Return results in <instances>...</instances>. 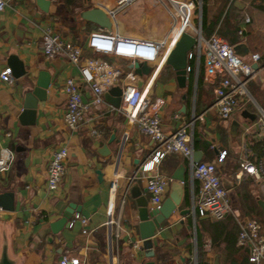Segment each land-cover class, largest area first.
Masks as SVG:
<instances>
[{
	"label": "crops",
	"instance_id": "0c3cea01",
	"mask_svg": "<svg viewBox=\"0 0 264 264\" xmlns=\"http://www.w3.org/2000/svg\"><path fill=\"white\" fill-rule=\"evenodd\" d=\"M7 1L0 11V73L10 68L11 55L21 61L26 73L16 78L11 71L10 83L0 78V152L10 149L14 153L10 169L0 172V193H13L14 205L13 211L0 208V264H60L63 257L69 260L68 264H73L71 260L76 258L79 264H141L144 249L139 238L135 199L146 196L150 205L145 187L150 173L141 171V166L155 143L129 126L126 118L105 99L101 105H90L83 123L75 129L69 128L63 119L64 81L68 77L79 81L83 102L91 101V91L81 83L77 67L66 57L47 59L41 48L47 28L75 43V31H85L87 37L95 28L81 19V11L99 6L108 12L114 7V0H56L50 2L47 11L35 0ZM173 1L182 11L188 2L194 4L191 24L195 18V27H200L205 37L216 30L226 41L235 43L234 46L240 43L246 46L244 59L257 52L264 61V0H206L203 28L201 0ZM194 12L197 17H193ZM181 23L178 19L176 26ZM185 31L192 35L191 29ZM77 44L84 47L85 56H92L85 41ZM124 61L128 67V61L119 62ZM147 65L149 73L133 81L139 87H147L151 98L161 100L162 128L172 132L193 121L188 132L193 152L201 153L199 160L212 161L219 151H226L224 161L217 165V173L233 209V213L219 220L207 215L194 216L191 195L197 192L198 182L191 177V166L181 154L166 155L158 165L160 173L171 179L163 201L169 196L175 178L181 179L183 191L180 204L155 229L153 237L158 242L152 247L155 263L185 264L195 259L197 264L200 259L202 264H253L248 261L249 247L236 244L235 215L262 219L264 234V186L252 174L242 172L237 176V173L243 161H264V126H255L258 112L255 108L264 106V69L248 84L249 101L253 104L247 103L229 120H221L213 105L212 86L204 78L202 60L198 68L193 60L183 87L178 85L170 65L165 62L159 67L153 63ZM40 72L49 75L47 98L38 101L35 122L23 124L19 116L25 92L34 85ZM246 112L255 114V119L250 120ZM234 121L238 125L232 132ZM92 128L100 134L92 135ZM61 146L68 148L66 173L59 186L50 190L47 165ZM194 158L197 159L195 154ZM97 171L101 172L100 177ZM127 187L133 197L126 194ZM70 203L75 205V210L68 226L54 231V224ZM109 205H113L118 220V237L114 235L116 226L106 223ZM75 213L88 219L85 227L73 218ZM84 228L86 233L82 232Z\"/></svg>",
	"mask_w": 264,
	"mask_h": 264
},
{
	"label": "built area",
	"instance_id": "2783aa9c",
	"mask_svg": "<svg viewBox=\"0 0 264 264\" xmlns=\"http://www.w3.org/2000/svg\"><path fill=\"white\" fill-rule=\"evenodd\" d=\"M54 2L56 0H49ZM134 0H114V7L108 11L112 20L111 29L97 28L90 31L85 39V47L92 56L83 54L84 47L64 36L53 33L47 28L43 32L41 48L47 59L56 56H64L77 67L81 83L91 91L90 102H83L81 84L79 81L68 77L62 86L66 96V105L63 119L66 125L75 129L86 120L90 105L104 103V93L113 87L122 90L119 111L127 120L129 126L137 132L149 137L154 143V148L147 160L142 164L141 171L150 173L146 176V191L149 193L150 206L159 208L171 179L160 173L158 165L168 154L177 153L185 157L191 166V177L198 182L196 193L191 195V211L193 215H207L211 219L219 220L233 213L231 201L221 177L217 173V165L225 159L226 151L218 152L212 161H202L194 158L192 137L188 132L193 121L185 122L172 132H166L161 125L160 105L161 100L153 99L147 94L146 89L139 87L133 79L142 77L133 68L123 70L120 60H126L129 64L134 62L153 63L156 66L164 64L171 44L175 40L176 22L178 17L173 16V25L161 38H147L123 34L119 30L117 15ZM181 18L182 29L191 26L195 43L187 52V61L196 60V68L200 60L203 61L205 81L212 86L214 94V106L221 120H229L232 114L241 106L249 102V82L254 79L259 70L264 69V61L257 52L250 54L248 59L238 56L228 41L222 38L215 30L208 37L201 33L200 27L192 26L191 14L194 4H185L186 11H182L171 0ZM8 4L7 0H0V11ZM98 55V56H96ZM258 68L254 69L253 65ZM157 67V68H158ZM194 67V68H195ZM191 66L187 63L186 71ZM0 78L6 82H12L11 69H3ZM112 108V109H113ZM264 125V106H258L255 126ZM92 135H99L95 128L91 129ZM68 148L61 146L56 149L47 165V186L55 190L62 182L66 173V161ZM14 160V153L10 149L0 152V172L10 169ZM246 172L261 179L264 186V161L256 163L243 161L237 176ZM115 182L112 183L113 189ZM74 219L80 221L83 227L88 219L75 213ZM238 225L237 245L249 247V261L254 264H264V234L261 232L259 222L252 217L235 215ZM109 226L115 225V237H118V220L114 217V207L109 205L107 222ZM83 233L87 230L84 228ZM137 246V243H132ZM69 260L63 257L60 264H68ZM73 264H79V260L72 259ZM185 264H196L195 259Z\"/></svg>",
	"mask_w": 264,
	"mask_h": 264
},
{
	"label": "water",
	"instance_id": "95a60500",
	"mask_svg": "<svg viewBox=\"0 0 264 264\" xmlns=\"http://www.w3.org/2000/svg\"><path fill=\"white\" fill-rule=\"evenodd\" d=\"M36 4L44 11L48 10L50 5L49 0H35ZM81 19L96 24L100 28L111 29L112 20L108 12L99 7L93 6L87 8L80 13ZM195 43V38L193 35L184 31L183 29L178 32L175 37L174 42L169 48L165 64L170 65L175 73L176 80L180 87L185 86L186 82V66H187V52L190 51ZM234 52L244 59L243 52H247L248 49L242 43L237 44L233 47ZM8 64L11 68L12 74L17 78L26 73L23 64L17 59L16 56L11 55L8 58ZM129 68H133L134 71L138 74H148L150 71L149 66L143 62H134L133 64L128 65ZM254 69L258 68L257 64L253 65ZM49 75L46 72H40L37 76V79L33 86H30L25 92L24 104L22 112L19 116L20 122L23 124H33L35 122V112L38 101H44L47 98V89L49 86ZM104 99L110 105L115 108H118L121 103L122 90L120 87L116 86L104 93ZM246 116L250 120L255 119V114L246 112ZM238 123L234 121L231 125L232 132L235 131ZM113 139V135L110 137V141ZM106 149V146L103 147V151ZM195 157L199 160L201 158V153L198 151L194 152ZM98 177H100L101 172L97 171ZM139 176V174H138ZM178 180V181H177ZM181 179L175 178L171 183V191L169 196L162 202L159 208H153L148 204V199L146 196L139 195L136 197L135 202L137 206V219H138V230L139 238L142 240V248L144 249V261L141 264H156L154 261V251L152 250L153 246L158 245L157 239L154 238L155 229L160 227L161 222L165 219H168L176 207L180 204L183 186L180 183ZM126 194L129 193L131 197L132 193L127 187ZM264 207V202L262 203ZM0 208L5 211H13V193L2 192L0 193ZM75 210V205L70 203L65 209L63 216L54 224V231H57V228L65 225L68 226V219L73 214ZM5 264V263H4Z\"/></svg>",
	"mask_w": 264,
	"mask_h": 264
},
{
	"label": "rangeland",
	"instance_id": "374dc122",
	"mask_svg": "<svg viewBox=\"0 0 264 264\" xmlns=\"http://www.w3.org/2000/svg\"><path fill=\"white\" fill-rule=\"evenodd\" d=\"M183 9L186 11V8ZM173 16L178 17L177 19L179 21L181 20L171 0H134L118 13L117 22L119 30L123 34L147 38H161L173 25ZM193 17H197L196 12H194ZM192 22V26H195L196 19L193 18ZM90 27H94L95 29L99 28L93 23L92 25L90 23ZM91 28H88V30ZM191 28V26H188V29ZM74 37L77 43H83L86 38V33L85 31L74 32ZM94 56L92 55V57ZM123 63L125 61L119 63L121 68L127 70L126 65ZM262 102L264 103V99ZM247 103L249 105L253 104L250 101ZM255 110L258 111V108L256 107ZM262 126L264 125H260L259 127Z\"/></svg>",
	"mask_w": 264,
	"mask_h": 264
},
{
	"label": "trees",
	"instance_id": "16d2710c",
	"mask_svg": "<svg viewBox=\"0 0 264 264\" xmlns=\"http://www.w3.org/2000/svg\"><path fill=\"white\" fill-rule=\"evenodd\" d=\"M201 2H202V28L205 26V23H206V0H201ZM89 25H90V22H87ZM92 24V23H91ZM79 30H77V31H75V32H78ZM241 33V32H240ZM230 43V42H229ZM232 46H234L235 45V43H230ZM262 58V57H261ZM263 59V58H262ZM192 63H193V60H190L189 61V65L191 66V70L190 71H192ZM200 80L198 79V82H199ZM190 83H191V79L189 78V83H188V87H187V89L189 90L190 89ZM262 94H263V98H264V90H263V92H262ZM252 218H255L258 222H259V224H260V226H261V232H262V226H263V220L262 219H260V218H258V217H252ZM237 244V243H236ZM238 246V245H237ZM238 247H245V246H238ZM200 258V252H198V256H197V258ZM248 261H249V254H248ZM249 262H251V261H249ZM252 263V262H251ZM197 264H202V262L200 261V259H198V263ZM254 264V263H253Z\"/></svg>",
	"mask_w": 264,
	"mask_h": 264
},
{
	"label": "bare ground",
	"instance_id": "6f19581e",
	"mask_svg": "<svg viewBox=\"0 0 264 264\" xmlns=\"http://www.w3.org/2000/svg\"><path fill=\"white\" fill-rule=\"evenodd\" d=\"M177 12H179L180 13V11L178 10ZM175 28H177L176 29V33H175V36L178 34V32H180L181 30H182V26L181 25H177V26H175Z\"/></svg>",
	"mask_w": 264,
	"mask_h": 264
}]
</instances>
